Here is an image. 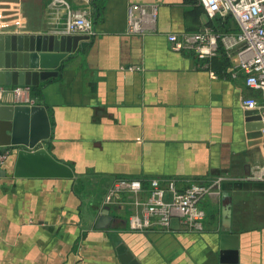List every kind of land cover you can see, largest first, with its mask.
I'll return each mask as SVG.
<instances>
[{"label":"crops","instance_id":"obj_1","mask_svg":"<svg viewBox=\"0 0 264 264\" xmlns=\"http://www.w3.org/2000/svg\"><path fill=\"white\" fill-rule=\"evenodd\" d=\"M131 4L159 6L155 31L127 34ZM69 13H86L96 34L75 33L90 39L57 77L32 87V100L48 112L49 153L74 177H14L10 152L0 172V264H132L122 263L121 245L139 264H264V178H247L264 175V111L243 107L263 103L261 93L235 70L236 50L200 59L169 39L208 25L238 33L237 21H209L199 0H0V34L61 31ZM218 175L233 179L204 199L201 233L178 218L170 231L131 230L127 194L110 206L108 226H96L115 180L172 178L183 187Z\"/></svg>","mask_w":264,"mask_h":264},{"label":"built area","instance_id":"obj_2","mask_svg":"<svg viewBox=\"0 0 264 264\" xmlns=\"http://www.w3.org/2000/svg\"><path fill=\"white\" fill-rule=\"evenodd\" d=\"M209 21L218 16H232L239 25L238 33H225L208 25L201 31L184 35L181 39L169 35L173 49L188 51L200 59H212L223 46L229 53L236 50L238 63L234 67L245 75L246 84L260 91L261 103L255 98L243 100L246 109L261 108L264 111V0H199ZM159 17V6L131 4L127 11L129 35H145L155 31ZM78 31L92 36L96 32L92 20L85 14L69 13L65 28L56 32L75 34ZM236 77V74H234ZM7 97L15 104L32 105V86H0V102ZM264 135V129H263ZM9 150L0 151L1 167L8 159ZM263 179L264 175L249 176ZM227 175H218L209 183L193 182L183 187L177 179L152 178L143 180H115L103 202L101 210L120 203L123 194L130 196L132 212L129 227L133 231H146L158 227L170 231L172 221L178 218L188 232L201 233L207 213L202 207L204 199L213 194H222L223 184L232 181Z\"/></svg>","mask_w":264,"mask_h":264},{"label":"water","instance_id":"obj_3","mask_svg":"<svg viewBox=\"0 0 264 264\" xmlns=\"http://www.w3.org/2000/svg\"><path fill=\"white\" fill-rule=\"evenodd\" d=\"M89 36L47 32L43 34H0V86L39 87L59 75L64 61L78 54ZM6 100V99H5ZM4 101V100H3ZM264 123L261 129L263 135ZM51 138L47 109L41 105H0V148L16 155L14 177L73 178V170L49 153L46 142ZM2 173L4 171H1ZM228 195L225 193L224 197ZM107 207L97 228L112 221ZM232 203L223 209L221 242L231 235ZM122 263L130 259L139 264L123 245L118 247Z\"/></svg>","mask_w":264,"mask_h":264},{"label":"trees","instance_id":"obj_4","mask_svg":"<svg viewBox=\"0 0 264 264\" xmlns=\"http://www.w3.org/2000/svg\"><path fill=\"white\" fill-rule=\"evenodd\" d=\"M215 28V27H214ZM216 29V28H215ZM217 30V29H216ZM219 31H220V29H219ZM222 32V31H221Z\"/></svg>","mask_w":264,"mask_h":264}]
</instances>
